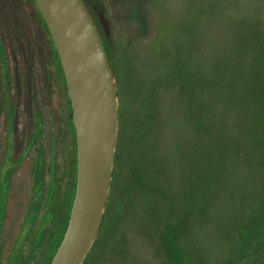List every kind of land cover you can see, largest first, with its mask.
<instances>
[{"label": "rangeland", "instance_id": "obj_1", "mask_svg": "<svg viewBox=\"0 0 264 264\" xmlns=\"http://www.w3.org/2000/svg\"><path fill=\"white\" fill-rule=\"evenodd\" d=\"M85 2L102 18L118 91L115 172L85 264H169V248L175 262L182 249L185 264H264V244L253 253L239 241L247 220L257 226L264 198V0H163L159 11V0ZM162 14L171 29L157 53L166 71L151 98V85L147 93L138 81L155 76L144 46ZM221 43L232 64L223 82L214 73ZM36 123L40 132L13 175L23 210L38 157L45 180L53 163L61 182L69 181L71 135L33 5L0 0V156L7 131L18 153Z\"/></svg>", "mask_w": 264, "mask_h": 264}, {"label": "water", "instance_id": "obj_2", "mask_svg": "<svg viewBox=\"0 0 264 264\" xmlns=\"http://www.w3.org/2000/svg\"><path fill=\"white\" fill-rule=\"evenodd\" d=\"M59 58L70 102L76 176L67 223L49 264H82L105 209L118 103L108 55L83 0H33Z\"/></svg>", "mask_w": 264, "mask_h": 264}, {"label": "flooded vegetation", "instance_id": "obj_3", "mask_svg": "<svg viewBox=\"0 0 264 264\" xmlns=\"http://www.w3.org/2000/svg\"><path fill=\"white\" fill-rule=\"evenodd\" d=\"M28 1L33 5L31 0ZM83 1L85 3V0ZM35 7L33 5L40 26L49 42L51 41L49 33L47 31L48 34H46ZM9 122L12 123L13 120ZM7 129L13 132V123L8 125ZM7 133L8 142L6 141L5 152L0 156V264H49L56 251L54 164H49L45 180L43 160L41 157L37 158L32 170L33 184L30 200L23 210L20 192L16 189L17 185L13 186V175L15 167L22 163L24 154L35 142V137L30 134L25 147L20 152L12 154V138L9 143V132Z\"/></svg>", "mask_w": 264, "mask_h": 264}, {"label": "trees", "instance_id": "obj_4", "mask_svg": "<svg viewBox=\"0 0 264 264\" xmlns=\"http://www.w3.org/2000/svg\"><path fill=\"white\" fill-rule=\"evenodd\" d=\"M31 1H32L33 5L35 7L34 1L33 0H31ZM85 4L88 7L90 13L92 14L93 19H94V21H95V23L97 25V28H98V30L100 32L101 37H102V40H103V43H104V46H105V49H106V52H107V55H108V60H109L110 66L112 68L114 83H115V87H116L117 80L115 81L116 72L114 70V65H113L112 49H111V46L108 43V41H106L107 39L104 41V38H106V37H104V33H103V30H102V25H103L102 18L100 17L98 12L95 11L96 9L94 10V8H92L87 2H85ZM157 4H156L157 8H155V10L159 11L162 8V6H163V0H159V2ZM35 9H36V7H35ZM211 9L217 10V9H220V8L218 6H216V7H213ZM155 10H153V11H155ZM36 12L38 14V17H39L41 23H42V26L44 27V29L46 31V34H48L47 33V28L45 26V23L42 20L41 16L39 15L37 9H36ZM207 17H209L212 20L213 16L209 15ZM160 25H161V28H160ZM158 26H159V28H158ZM168 27H169V24H168L167 17L162 14L161 17H159V22H156V25L154 27V29L156 30V33H155L156 36L150 40V42H151L150 46H144V51L146 52V55L154 56V60H152L153 61L152 64L150 63V67H152L151 69H153L152 70L153 72L149 70V71H147V73L152 72V74L155 75V76L152 78V80L147 78V75H146L145 78L143 76V78L139 79L138 82H139V87L140 88H146L144 90H147V93L150 91L149 90V85H151V89L153 90V91H150L152 93V97L151 98H153V93L155 91L161 92V90H157V89L161 88V85H159V81H161V77H162V75L164 76V73H165L166 70L163 67L164 66L163 65L164 64L163 59L161 57H159L157 55V53L162 48V44H163L164 40L166 39L167 35L171 32V29H168ZM49 43H50V46L52 48V53H53L54 61H55V64H56V69H57L58 75L60 76V80L62 82L63 89H64V94H65L66 103H67V109H68L69 131H70V135H71V148L69 150V152H70V161H71L69 181L65 183L62 180V182H61V178H60L61 176L60 175L58 176L57 173H56L57 172L56 165H55V168H54V184H55V249H56L58 244H59V241L61 240V237L63 235L64 229H65V226H66V223H67V219H68V216H69V211H70V208H71V204H72V199H73L74 186H75V176H76V147H75V140H74V127H73V123H72L71 107H70V102H69V99H68V96H67V92H66L65 82H64V79H63V72H62V69H61V66H60V62H59V58L57 56V53L54 50V48L52 47V42L50 40H49ZM216 53L217 54L214 57V61H215V65H214L215 71H214V73H216V75H218V76H221L220 80H221V82H223L224 81V77H225L224 74L227 71V69H229V71L231 73L230 69L232 67V64L230 63V60H229L228 49L222 43L219 46V48L217 49ZM139 71L141 72L140 69H139ZM121 72L124 73L123 71H121ZM137 73L138 72L135 71V69H134L133 75L136 76ZM145 74H146V71H145ZM191 78L192 77L190 76V80H191ZM154 82H157L156 85L154 84ZM5 87H6V90L8 92L9 91V83H8L7 74H6V86ZM164 87H165V85H164ZM182 89H184L185 91H189V90H192V87H191V85L190 86H186V84L185 85L183 84ZM239 91L241 92L242 88H239ZM117 95H118V91L116 90V96ZM187 95H189V93H187ZM201 97H202V94H200V98ZM7 101H9V102L11 101V99L9 98V95H7V100H6V105L8 106L9 102H7ZM150 103L152 105V107H150L151 108L150 110H151V113H152V110H153L152 108H154L153 107L154 106V100L153 101L150 100ZM200 103H201V100H200ZM11 104H12V101H11ZM188 105L192 106V102H188ZM7 109H8V113L7 114L9 115V112H10L9 106L7 107ZM39 132H40V126L37 124L34 127L33 131L31 132V136L35 137L36 134L39 133ZM263 139H264V137H263ZM207 144H209V141H207V139H206V145ZM116 146H117V141H116ZM115 156H116V148H115V152H114V164H115ZM234 163H235V161L232 162V165ZM217 170H218L219 173L222 172L220 170V168H217L216 172H217ZM114 172H115V166L113 167V170H112L111 179H112V176H113ZM63 186H65V187L63 188ZM109 187H110V184H109ZM63 189H65V190H63ZM257 211H258L257 212V217H256L257 218V220H256L257 221V226H254V228H253V226H251L252 222L250 220H247V222L239 230V241H240V243H242V244L248 243L249 246H251L250 248L252 249L253 253H255V252L259 253V251H260L259 249L261 248V245L264 244V198L261 199L260 205H259ZM101 229H102V226H101V223H100L99 228H98V235H99ZM254 233H256L257 236L253 237ZM96 238H98V237H96ZM180 251H181L180 255L178 256V259H176V262H175L173 257H171L172 250L169 248V258H168L169 264H185L183 253H182V249ZM85 263H86V260H84L82 264H85Z\"/></svg>", "mask_w": 264, "mask_h": 264}]
</instances>
